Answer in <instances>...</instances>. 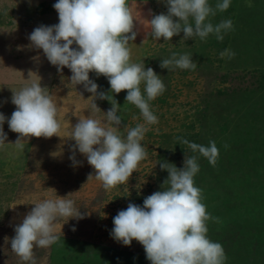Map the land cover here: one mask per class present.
Returning a JSON list of instances; mask_svg holds the SVG:
<instances>
[{"label": "rangeland", "instance_id": "obj_1", "mask_svg": "<svg viewBox=\"0 0 264 264\" xmlns=\"http://www.w3.org/2000/svg\"><path fill=\"white\" fill-rule=\"evenodd\" d=\"M54 3L0 0V113L6 117L7 134L0 147V264H27L11 251L15 226L36 202L70 193L83 218L59 220L55 226L59 239L48 247H34L35 264H151L139 242L123 246L111 238L113 217L129 203L142 206L144 198L167 188L168 172L159 162L180 169L185 155L197 156L194 184L210 214L207 236L222 245L224 264H264V0H231L227 10H216L208 18L214 25L226 19L233 25L223 40L214 34L204 40L183 38L181 32L166 41L150 35L147 21L152 15L167 14L163 0H128L137 20L136 39L129 42L131 60L151 67L165 90L149 102L158 122L148 125L142 141L145 159L127 184L107 190L94 178L86 156L76 150L75 166L69 159L75 144L71 127L90 115L92 94L83 84L70 81L67 67L58 72L28 39L36 27L59 22ZM209 3L215 9L217 0ZM226 49L235 54L221 56ZM173 53L188 54L196 66L161 68V60ZM89 78L98 92L112 95L119 105L122 134L126 126L144 122L139 109L126 101L127 90L112 93L108 79L94 71ZM39 82L57 101L59 137L23 138L21 150L15 145L20 134L7 124L16 107L11 97ZM94 102L105 113L112 106L107 99ZM93 115L103 119L104 114ZM181 139L203 145L215 141L219 151L215 165L192 153Z\"/></svg>", "mask_w": 264, "mask_h": 264}, {"label": "clouds", "instance_id": "obj_2", "mask_svg": "<svg viewBox=\"0 0 264 264\" xmlns=\"http://www.w3.org/2000/svg\"><path fill=\"white\" fill-rule=\"evenodd\" d=\"M163 2L167 5V14H155L147 20L150 35L156 40L161 37L164 41L171 40L181 32L183 38L196 36L204 40L214 34L217 40H223L224 33L233 27L230 19L215 25L208 19L216 10H227L231 0H217L215 9L209 0ZM53 8L59 22L36 27L28 39L32 46L43 51L58 72L67 67L72 73L70 81L74 85L83 84L85 91L92 94L88 98L92 101L90 115L80 118L71 127L70 138L75 144L70 149L69 159L75 166L78 163L76 150L86 156L95 170L94 178L106 190L127 184L147 155L142 141L148 125L158 122L149 102L164 92L165 85L151 67L145 68L143 60H131L129 42L136 39L137 32L133 29L137 20L128 0H55ZM74 44L77 47H72ZM226 54L235 53L227 49L220 53L221 56ZM171 65L181 69L196 66L188 54L177 56L175 53L160 63V67L166 69ZM93 71L108 79L112 93L127 90L125 99L139 109L143 123L126 126V134H122L120 107L112 95L98 92V85L89 78ZM96 98L107 99L111 108L106 113L101 111L94 102ZM11 103L16 107L7 118V124L11 131L20 134L15 142L17 148L24 149L23 138L59 137L57 101L40 82L13 92ZM98 112L104 114L103 119L94 117ZM5 121V115L0 113V147L7 140L3 130ZM181 142L192 153H199L209 164L215 165L219 155L215 141H209L208 145L187 139ZM159 164L168 172L165 181L168 187L144 198L142 206L129 203L126 209L118 211L113 217L111 238L123 246H130L133 240L139 242L151 264H224L226 255L222 245L207 236L206 222L210 214L201 202V189L194 184V176L199 171L197 156L185 155L180 169L168 162ZM71 194L36 202L15 226L11 251L22 261L35 264L34 247H48L59 239L55 233L59 220L83 218L74 200L69 198Z\"/></svg>", "mask_w": 264, "mask_h": 264}, {"label": "crops", "instance_id": "obj_3", "mask_svg": "<svg viewBox=\"0 0 264 264\" xmlns=\"http://www.w3.org/2000/svg\"><path fill=\"white\" fill-rule=\"evenodd\" d=\"M49 2H51V1H49Z\"/></svg>", "mask_w": 264, "mask_h": 264}]
</instances>
